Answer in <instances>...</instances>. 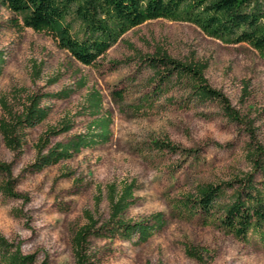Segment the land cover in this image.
Listing matches in <instances>:
<instances>
[{
  "label": "rangeland",
  "instance_id": "1",
  "mask_svg": "<svg viewBox=\"0 0 264 264\" xmlns=\"http://www.w3.org/2000/svg\"><path fill=\"white\" fill-rule=\"evenodd\" d=\"M157 47L182 60L206 62L209 83L229 98L240 119H230L218 101L192 100L182 84L154 92L153 72L135 50L152 54ZM0 52V98L16 108L30 94L71 90L66 97L43 99L48 115L27 130L20 153L6 146L0 132V160L13 163L15 190L21 194L0 193V233L24 254H33V264H76L74 232L87 223L85 211L99 225L109 219L110 183L119 190L133 185L122 218L140 222L160 212L166 224L147 239L138 234L125 239L102 229L90 238L92 264H202L187 255L188 246L202 251L206 264H264V241L258 234L239 239L215 215H190L183 199L200 184L229 181L251 170V146L264 145V57L258 50L248 43H225L189 21L157 18L133 27L93 65H85L49 32L26 27L0 0ZM93 89L103 100L98 116H111L110 138L32 170L36 144L48 128L74 123L51 137V147L85 132L98 117L85 110ZM2 113L0 104V118ZM158 140L181 150L160 149ZM4 180L0 174V183Z\"/></svg>",
  "mask_w": 264,
  "mask_h": 264
},
{
  "label": "trees",
  "instance_id": "2",
  "mask_svg": "<svg viewBox=\"0 0 264 264\" xmlns=\"http://www.w3.org/2000/svg\"><path fill=\"white\" fill-rule=\"evenodd\" d=\"M22 17L26 27L46 31L53 35L60 48L85 65H93L116 44L122 36L147 20L168 18L189 21L207 34L225 43H248L264 57V0H3ZM137 59L153 72L155 91L164 85L182 84L194 101H218L224 113L233 120L240 119L229 98L213 87L205 71L206 62L182 60L157 47L152 54L135 50ZM4 58L0 52V74ZM36 73L39 68L35 69ZM85 79H81V85ZM71 90L50 95L34 93L27 95L20 108L10 104L4 96L0 98L3 110L0 132L6 146L14 153L23 150L27 130L48 115V107L42 101L50 96H69ZM85 110L98 116L103 100L98 90L86 95ZM111 116L96 117L87 130L69 139L48 147L51 137L67 132L74 123L67 121L60 127L48 128L36 144L37 156L31 169L40 171L62 159H69L82 148L106 142L111 136ZM160 149L178 152L181 148L168 140L155 141ZM249 152L251 170L229 181L203 183L194 193L185 196L184 207L190 215L197 213L210 218L217 216L224 228L242 240L249 239L254 232L264 241V145L254 143ZM0 174L6 180L0 183V193L9 197H21L15 190L13 163L0 160ZM261 180H257V176ZM110 204L109 219L99 225L100 220L85 211L87 223L78 227L73 236V251L76 264H92L91 236L100 235L106 229L109 235L121 234L131 239H147L155 229L166 224L160 212L152 214L146 221L131 222L122 218L130 206L133 195L132 184L120 190L117 184L107 186ZM230 191V193H229ZM100 198H96L99 203ZM187 255L202 264L206 260L202 251L188 246ZM35 256L24 254L18 246L0 233V264H33Z\"/></svg>",
  "mask_w": 264,
  "mask_h": 264
}]
</instances>
